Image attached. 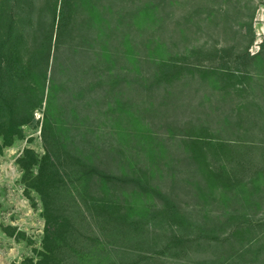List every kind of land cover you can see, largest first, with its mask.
Returning a JSON list of instances; mask_svg holds the SVG:
<instances>
[{"label":"rangeland","instance_id":"obj_1","mask_svg":"<svg viewBox=\"0 0 264 264\" xmlns=\"http://www.w3.org/2000/svg\"><path fill=\"white\" fill-rule=\"evenodd\" d=\"M70 1L72 28L61 34L52 25L60 0L56 11V0H0V54L10 33L24 34L44 88L35 119L53 90L68 147L124 182L118 194L133 223L111 264H264V61L237 91L216 76L154 82L158 58L192 51L191 62L235 72V52L254 54L264 41V0ZM28 103L22 96V109ZM201 127L212 143L207 166L186 143ZM24 128L0 150V264L35 262L41 250V202L17 160L43 147L40 127ZM213 170L239 185L209 183Z\"/></svg>","mask_w":264,"mask_h":264},{"label":"trees","instance_id":"obj_2","mask_svg":"<svg viewBox=\"0 0 264 264\" xmlns=\"http://www.w3.org/2000/svg\"><path fill=\"white\" fill-rule=\"evenodd\" d=\"M56 7L57 0L55 11ZM71 9L70 0H60L52 25L56 21L61 34L72 28ZM5 46V52L0 54V150L23 139L24 126L31 124L40 127L43 147L41 156L25 149L17 160L24 172V185L39 196L44 219L38 257L35 262L27 259L23 264H111L113 247L119 246L114 242H119L120 236L122 240L126 228L133 223L125 216V206L118 194L124 182L117 176L90 167L78 155V147H68L67 138H62L66 128L55 120L63 116V112L52 107L53 90L48 91V109L44 111L42 120L35 119L34 111L41 107L44 92L35 55L30 51L24 34L10 33ZM195 55L196 52L192 51L189 55L158 58L155 85L170 87L187 75H198L202 78L216 76L222 88L231 86L236 91L243 89V80L249 77L250 65L264 61V41L254 54L235 52V72L226 66L207 68L191 62L190 57ZM22 96L29 99L24 109L20 105ZM64 109L66 111L68 108ZM73 109L74 105L70 110ZM206 134H209L207 127L198 128L186 141L194 153V159L204 166H207V153L212 145L206 139ZM217 147L218 151L226 152L225 144H218ZM214 154H217L216 150ZM33 168L36 170L33 171ZM209 177V183L221 184L225 189L232 190L239 185V180L221 171H209ZM93 180L95 184L89 186L88 182Z\"/></svg>","mask_w":264,"mask_h":264}]
</instances>
